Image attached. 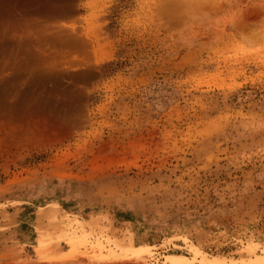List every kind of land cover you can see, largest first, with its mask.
<instances>
[{
    "label": "rangeland",
    "instance_id": "rangeland-1",
    "mask_svg": "<svg viewBox=\"0 0 264 264\" xmlns=\"http://www.w3.org/2000/svg\"><path fill=\"white\" fill-rule=\"evenodd\" d=\"M66 1L82 113L0 117V264L255 262L264 0Z\"/></svg>",
    "mask_w": 264,
    "mask_h": 264
},
{
    "label": "bare ground",
    "instance_id": "bare-ground-1",
    "mask_svg": "<svg viewBox=\"0 0 264 264\" xmlns=\"http://www.w3.org/2000/svg\"><path fill=\"white\" fill-rule=\"evenodd\" d=\"M66 4V0H0L1 119L15 113L19 116L20 112H25L26 118L27 114L37 111L51 120L58 116L66 119L76 111L73 107L75 97L73 102V98H65V94L69 97L70 93L64 82L66 78L76 76L72 67L78 62L73 59V53L81 47L82 41L69 26L61 23L70 11ZM16 52L17 56L13 57ZM76 112L82 113V110ZM111 243L115 244L116 248H112L120 251L119 254L135 253L134 247H127L121 241ZM96 247L98 251L104 248L101 242ZM192 250L195 252L193 258L174 255L169 261L173 264L196 260L200 264H227V261L208 260L195 245ZM248 264H264V247L256 261Z\"/></svg>",
    "mask_w": 264,
    "mask_h": 264
}]
</instances>
